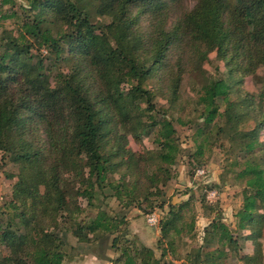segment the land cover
<instances>
[{"label":"trees","instance_id":"obj_1","mask_svg":"<svg viewBox=\"0 0 264 264\" xmlns=\"http://www.w3.org/2000/svg\"><path fill=\"white\" fill-rule=\"evenodd\" d=\"M21 1L0 0V152H14L20 164V180L12 199L0 205V264H63L68 256L60 233L68 232H73L79 243L92 245L113 236L112 248L121 255L112 264H137L138 258L141 264H157L153 249L138 247L126 238L129 220L112 217L102 209L92 219L80 215L90 211L98 191L106 187L125 206L145 200L153 208L150 199L160 198L173 178V165L182 153L177 131L166 113L158 117L155 95L145 86L154 75L152 64L134 46L142 39L135 34L133 9L152 8L158 18L166 0ZM92 12L100 18L98 23H93ZM6 23L15 27L7 29ZM160 30L162 37L154 39L152 55L156 63L166 42L165 31ZM173 34L181 36L183 44L204 48L202 60L208 58L207 49H217L231 71L253 73L264 66V0H199ZM44 50L57 61L66 52L79 55L86 66L83 71L76 67L74 75L59 74L51 87L40 58ZM175 86L178 88L179 78ZM230 93L222 79L203 87L199 104L205 127L198 135L230 111L227 108L220 113L219 107V101L233 105ZM173 94L177 95V90ZM27 111L32 114L25 117ZM144 118L145 129L155 130L157 144L147 159L131 155L125 159L121 142L118 148L107 149L108 135L118 138L117 130ZM232 119L230 116L229 121ZM36 125L45 127L49 145L35 147L19 138ZM259 125L264 126V114ZM244 137L248 141L244 151L253 155L254 137L250 133ZM257 145L263 149V144ZM203 147L199 145L200 152ZM148 160L149 168H155L146 179L143 195L139 192L145 185L139 179L132 184L124 177L111 179L124 163L138 167ZM238 177L245 180L246 189L236 215L237 230L251 228V238L257 241L261 235L257 226L264 219V213H258L264 209V165L247 159ZM79 198L87 201L86 207L78 203ZM181 215L171 208L168 217L160 219L162 241L167 240L169 248L173 246L170 236L181 235L187 227L179 225ZM209 227L208 235H219L220 245L237 244L225 223L212 220ZM193 229L191 226L189 231ZM206 256L208 264H225L223 256L226 259L229 253L217 248ZM190 257L187 255L183 264H194ZM259 260L254 255L247 264Z\"/></svg>","mask_w":264,"mask_h":264},{"label":"rangeland","instance_id":"obj_2","mask_svg":"<svg viewBox=\"0 0 264 264\" xmlns=\"http://www.w3.org/2000/svg\"><path fill=\"white\" fill-rule=\"evenodd\" d=\"M19 2L22 3L21 0ZM198 2L199 0H166L158 18L152 13V8L133 9L135 34L142 39V43H135L134 46L136 52L152 64L154 73L145 81V86L152 89L155 95L158 117L166 113L173 121L177 131L176 137L182 148V153L172 168V180L166 185V189H163L160 198L150 199L153 208L148 207V201L145 200L138 205L125 206L114 196V192L106 187L103 191H98L93 207L87 213L81 214L80 218L87 216L92 219L99 209H102L112 217L134 222L133 228L126 232V238L134 241L138 247L147 246L153 249L157 264H183L187 255H191L194 264H208L207 253L217 248L229 253L226 259L223 256L225 264H247L249 257L254 255L260 258L256 264H264V219L257 226L261 235L254 241L251 238V228L243 232L237 230L236 218L244 202L245 180L238 175L244 168L245 161L251 159L264 165V126L259 125L264 114V66H259L253 73L231 71L227 59L218 57L217 49H207L208 58L202 60L204 48L183 44L182 37L173 33L184 17L195 10ZM92 15L93 23H98L100 18L94 12ZM106 22L109 23V20ZM14 27L11 23L5 24L7 29ZM161 28L165 31L166 42L163 55L156 63L152 59L156 49L154 39L162 37ZM173 37L175 40H172ZM40 58L43 59L50 76L51 87L59 74L74 75L76 67L77 70L83 71L82 68L86 66L81 56L70 55L68 52L60 61L47 50L41 53ZM178 78L179 86L176 88L175 82ZM217 79L226 81L230 86V100L233 105L219 101L220 113H224L227 108L230 111L218 116L210 128L198 135V130L205 127L199 97L203 94V87L209 81ZM176 90L177 95H174ZM31 114V111L24 113L25 117ZM230 116L233 117L232 121H229ZM30 123L28 120V124ZM146 124L144 118L143 122L137 120L132 126L117 130L120 137L125 138L108 135L107 149L113 150L114 146L118 148L121 142L125 159L128 155L135 159H147L149 153L157 150V144L155 130L145 129ZM244 133H250L254 137L252 140L256 142V149L253 155L247 156L244 151V145L248 143L244 140ZM19 138L33 143L35 147L47 146L50 142L42 125L33 126L31 132L29 130L27 134H21ZM200 144L204 146L201 152ZM257 144H263V149ZM15 156L12 151L0 152V205L12 199L14 186L20 180V164ZM149 162L144 161L138 167L124 163L116 168L111 179L124 177L130 184L139 179V182L145 185L139 192V195H143L147 187L146 179L155 168V165L154 168H149ZM198 169L205 170L204 176H198ZM212 193H215V196L210 199ZM140 197L143 199L144 196ZM78 203L84 207L87 205V201L81 198ZM171 208L177 215L182 214L179 225L186 224L187 227L181 235L170 236L173 246L169 248L167 240L162 241V230L158 226H150L147 216L157 213L160 219H165ZM258 213L263 215L264 209L258 210ZM212 220L225 223L233 232L237 244L222 246L217 243L219 235H208L207 229L210 228ZM51 223L59 226L57 222ZM62 223L61 220L60 224ZM191 226H194V229L189 231ZM68 233H60L65 242V252L68 256L66 259L76 253L71 245L77 239L73 232ZM112 239L113 236L111 241ZM110 245L112 248V243L108 242L106 246L103 244L102 250L98 248L90 252L101 254L102 257L111 254L114 259H119L121 253L112 254ZM123 246L126 244L123 243ZM137 264H141L140 258L137 259ZM252 264H255V261Z\"/></svg>","mask_w":264,"mask_h":264},{"label":"crops","instance_id":"obj_3","mask_svg":"<svg viewBox=\"0 0 264 264\" xmlns=\"http://www.w3.org/2000/svg\"><path fill=\"white\" fill-rule=\"evenodd\" d=\"M134 222H131V227L133 228ZM136 234V233H135ZM140 237V235H138ZM141 238V237H140ZM108 242L112 243L111 236H107L102 238L97 244H86V243H79L77 240L71 246L73 247V252L75 254L71 255L68 259L64 261L63 264H112V260L114 259L111 254H108L107 257H102L101 254H95V252H90L91 250L95 251L96 249L102 250L103 244L106 246ZM107 243V244H106ZM108 247V246H107ZM112 254L115 255V251L109 246ZM108 249V251L110 250Z\"/></svg>","mask_w":264,"mask_h":264},{"label":"built area","instance_id":"obj_4","mask_svg":"<svg viewBox=\"0 0 264 264\" xmlns=\"http://www.w3.org/2000/svg\"><path fill=\"white\" fill-rule=\"evenodd\" d=\"M198 176H204L205 170L204 169H198L197 170ZM215 196V193L210 194V199H212ZM147 222L152 227L159 226L160 222V216L157 215V213H152L147 216Z\"/></svg>","mask_w":264,"mask_h":264}]
</instances>
